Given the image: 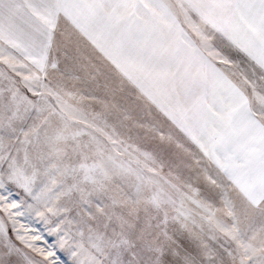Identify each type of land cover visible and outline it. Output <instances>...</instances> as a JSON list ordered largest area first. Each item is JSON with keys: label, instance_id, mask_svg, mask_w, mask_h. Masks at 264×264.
Segmentation results:
<instances>
[{"label": "snow or ice", "instance_id": "1", "mask_svg": "<svg viewBox=\"0 0 264 264\" xmlns=\"http://www.w3.org/2000/svg\"><path fill=\"white\" fill-rule=\"evenodd\" d=\"M0 264H264V0H0Z\"/></svg>", "mask_w": 264, "mask_h": 264}]
</instances>
